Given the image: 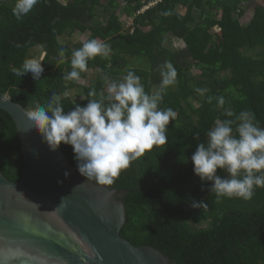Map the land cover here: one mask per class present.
Wrapping results in <instances>:
<instances>
[{
    "label": "trees",
    "instance_id": "16d2710c",
    "mask_svg": "<svg viewBox=\"0 0 264 264\" xmlns=\"http://www.w3.org/2000/svg\"><path fill=\"white\" fill-rule=\"evenodd\" d=\"M252 1L48 0L18 20L11 11L15 0H0V96L25 111L45 105L52 94L60 96L65 113L86 106L90 90L104 92L99 90L106 88L104 77L122 82L129 71L151 94L161 81L160 65L171 62L177 70V83L164 93L178 100L167 144L146 151L112 185H104L130 191L121 197L125 222L120 237L134 247H151L174 264H264V188H256L247 201H217L208 191L211 182L199 180L191 161L217 119H234L224 116L225 110L250 111L264 127V7L255 6L250 20L240 22ZM74 33L111 47L107 58L88 61L87 71L95 77L87 86L64 79L72 53L85 43L70 44ZM167 36L184 48L168 49ZM36 50L44 68L41 79L33 80L30 73L15 76L11 69L35 58ZM197 88L207 91L202 96ZM75 89L83 95L78 103L67 95ZM220 96L223 106L215 99ZM159 107L168 108L164 95ZM59 149L78 172L72 147L61 143ZM23 168L15 124L0 110V172L17 182ZM217 175L227 173L218 169ZM193 199L204 200L208 208H192Z\"/></svg>",
    "mask_w": 264,
    "mask_h": 264
},
{
    "label": "clouds",
    "instance_id": "9594fccd",
    "mask_svg": "<svg viewBox=\"0 0 264 264\" xmlns=\"http://www.w3.org/2000/svg\"><path fill=\"white\" fill-rule=\"evenodd\" d=\"M42 2L48 0H15L12 14L20 20ZM110 53L109 44L95 38L87 40L72 53L71 71L64 79L79 80L81 73L87 71L89 60L97 56L107 58ZM64 55L60 49L59 56ZM11 72L18 77L30 73L36 81L41 79L44 68L41 60L29 58ZM159 73L160 84L151 94L133 71L122 82L104 77L106 92L97 94L95 89L90 90L88 96L92 99L86 106L76 105L67 113L60 96L52 94L45 105L36 103L25 111L27 122L50 150L56 151L61 143L70 145L81 176L99 185H112L146 151L168 142L167 126L177 113L172 108L160 109L159 105L167 88L177 83V70L171 62H165L159 66ZM195 91L203 96L207 89ZM207 99L211 103L213 97ZM215 99L218 106L224 105L223 96ZM224 116L234 119H217L207 131V140L198 143L191 156L193 173L202 183L211 182L208 191L217 201L222 198L247 201L252 199L256 188H264V127L259 126L250 111L236 114L225 110ZM195 138L199 139V135ZM218 169L227 175H217ZM190 206L208 208L204 200L193 199Z\"/></svg>",
    "mask_w": 264,
    "mask_h": 264
},
{
    "label": "water",
    "instance_id": "95a60500",
    "mask_svg": "<svg viewBox=\"0 0 264 264\" xmlns=\"http://www.w3.org/2000/svg\"><path fill=\"white\" fill-rule=\"evenodd\" d=\"M0 110L15 124L24 161L17 182L0 172V264H174L120 237L121 197L130 191L81 176L59 148L49 149L10 97L0 96Z\"/></svg>",
    "mask_w": 264,
    "mask_h": 264
},
{
    "label": "rangeland",
    "instance_id": "374dc122",
    "mask_svg": "<svg viewBox=\"0 0 264 264\" xmlns=\"http://www.w3.org/2000/svg\"><path fill=\"white\" fill-rule=\"evenodd\" d=\"M119 2H121V0H118ZM263 6L264 7V0H253L249 6L248 9L246 11V14L241 18L240 22L241 24L243 23H247L251 16H252V12H253V8L255 6ZM127 28V26L125 27ZM213 32H218V31H213ZM218 33H216L217 35ZM87 37V34H79V33H74L73 36L70 39V44L76 43V42H85ZM217 42L219 43L220 41L217 40ZM165 46L170 49V50H180L182 48H184V44L182 43V41L174 39V38H170L169 36L166 37V43ZM40 50H36L35 51V58H40ZM194 73H198L197 71H194ZM95 74L93 73V71H87L86 72V77L85 78H80L79 82L81 85L83 86H87L90 82V80L94 79ZM100 91H104L106 92V88H99ZM68 96H70L71 99H73L74 102L78 103L82 100L83 95L81 92V89L77 90H73L67 93ZM164 100L168 106V108H172L175 112L178 108V100L177 97L175 95H171V94H164Z\"/></svg>",
    "mask_w": 264,
    "mask_h": 264
}]
</instances>
